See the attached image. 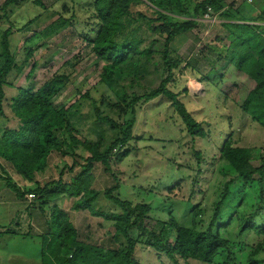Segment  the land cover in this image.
<instances>
[{"label": "rangeland", "instance_id": "1", "mask_svg": "<svg viewBox=\"0 0 264 264\" xmlns=\"http://www.w3.org/2000/svg\"><path fill=\"white\" fill-rule=\"evenodd\" d=\"M4 1L0 0V41L2 33L12 26L9 50L17 68L12 69L3 86L0 129L15 131L21 125L10 110L11 99L17 96L18 90L35 92L58 75H64L66 81L53 99L56 108L68 109L88 94L90 99L97 101L100 112L119 121L114 108L118 100L113 90L100 84L102 63L96 64L91 46L85 41L86 37L88 40L94 37L92 30H97L93 0H40L42 7L29 1L8 12V20L3 18L1 11ZM156 1L168 13L187 19L201 0ZM227 3L234 23H227L223 29L219 17L210 19V22L201 17L194 31L179 36L170 45L173 55L182 63L174 71L173 82L168 87L180 94L179 100L194 120L202 123L207 135L194 140L188 136L169 101L162 96L140 103L136 110L133 139L126 147L113 152L111 172L105 173L100 164L93 166V188L99 193L93 205L103 212H117L103 197V192L118 184L119 189L113 195L132 205L147 206L151 221H168L173 217L182 227L194 226L198 231H205L212 219L214 204L228 184L229 194L213 231H218L229 242L232 264H264V203L258 201L257 176L251 185L244 186L230 166L219 158L218 152L220 145L230 137L234 146L252 150L254 167H259L261 157H264V128L241 111V105L255 83L236 69L228 58L234 51L230 46L233 38L237 35L250 37L257 33V29L264 31V0H254L252 4L243 0H228ZM59 16L70 20L69 24L53 34H44ZM262 39L264 41V34ZM259 40L254 38L252 44ZM260 46L264 48V42ZM122 67H125L122 74L115 72L118 82L113 86L114 90L128 83V78L121 75L130 70L125 64ZM160 81L154 68L149 66L141 83L151 91L159 86ZM185 88L189 89V94L183 93ZM72 122L76 123L79 140L100 143L101 148L113 136L106 124L94 121L92 107L86 101ZM128 148V156L117 161V154ZM76 153L81 158L88 156L82 149ZM72 163V157L52 153L45 171L36 175V181L40 185L57 181L64 165L69 168ZM0 167L21 190L33 188L2 160ZM78 172V166L72 172L65 170L62 180L69 182ZM2 173L0 170V175L6 177ZM73 202L74 199L61 196L52 205L67 211L80 231L90 227L91 241L102 243L104 247L111 246L108 239L113 232L112 224L92 218L88 212H73ZM37 206L34 197L26 195L23 200H18L0 179V264H40L39 236L45 234L49 208L44 206L45 213L41 214ZM195 212L200 215L193 220ZM228 221L226 228L217 227ZM249 223L254 224L259 232L242 229ZM3 231H16L19 235L1 234ZM26 234L29 236H22ZM132 236L137 243L133 254L136 261L141 264H175L165 255L147 248L143 239L137 238V232L133 231ZM259 247L260 251L255 254ZM225 257V253L215 257L212 264H222ZM176 264L204 263L178 259Z\"/></svg>", "mask_w": 264, "mask_h": 264}, {"label": "trees", "instance_id": "2", "mask_svg": "<svg viewBox=\"0 0 264 264\" xmlns=\"http://www.w3.org/2000/svg\"><path fill=\"white\" fill-rule=\"evenodd\" d=\"M29 1L36 6H43L40 0H5L1 6L3 18L7 19L8 12ZM227 1L201 0L195 4L191 16L185 19L168 13L156 0H93L92 9L96 19L94 25L97 30H92L94 37L89 40L86 37L85 41L91 46L90 51L96 58V64L102 63L100 84L113 90L118 100L114 108L117 109L119 121L100 112L97 101L90 99L88 94L80 97L83 101H77L68 109L56 108L52 102L64 87V75L52 77L35 92L18 90L17 96L11 99L10 110L21 125L15 131L0 129V160L10 165L15 174L33 188L21 190L1 167L0 170L6 177L0 175V179L5 181L6 187L18 200L32 194L41 214L45 213L44 206L49 208L45 234L39 236L40 264H141L133 258L137 245L132 236L133 231L137 232V238L143 239L147 248L165 255L175 264L178 259L212 264L215 257L224 253L226 257L222 264H232L229 242L218 231H213L229 194L228 184L214 204L208 228L198 231L194 226H180L173 217H169L168 221H151L147 216L150 212L147 206L132 205L113 195L119 189L118 184L103 192V197L112 203L117 212H103L93 205L99 193L93 188L94 178L91 174L94 164H100L105 173L111 172L110 159L113 152L126 147L133 139L137 106L160 96L169 101L188 136L194 140L203 139L207 135L202 123L196 122L179 100L180 94L168 87L173 82L174 71L182 63L173 55L170 45L175 39L194 31L198 25L197 19L203 17L207 9L221 18L231 19L233 16L229 12L230 5ZM69 22L70 20L59 16L44 34H53ZM257 30L250 37L237 35L233 38L230 46L234 51L228 58L236 69L255 83L241 105V111L264 128V48L260 46L264 42V31ZM11 31L12 26L2 33L0 41V115L5 80L12 69L17 68L9 50ZM257 37L260 40L252 44ZM124 64L130 71L121 77L128 78V83L121 84L118 90H114L113 86L118 82L115 72L122 74ZM149 66L161 78L159 86L151 91L141 83L144 75L148 74ZM129 90L132 92L128 93ZM84 101L92 107L94 121L106 124L113 132L110 142L104 148L100 147V143L81 141L76 137L78 130L72 118L79 112ZM226 139L218 150L219 158L230 166L244 186L251 185L254 176H257L258 201L264 203V157H261V165L254 167L251 163L252 150L236 147L230 137ZM79 149L88 153V156L81 158L76 153ZM129 152V148L125 149L115 159L120 162ZM52 153L72 157V166L68 168L64 165L57 181L40 185L36 181V175L45 171ZM77 166L79 172L69 182H64L62 177L65 170L72 172ZM61 196L74 199L71 207L73 212H88L92 218L111 223L113 232L108 239L111 246L104 247L102 243L91 241L90 227L86 226L82 228L84 232L80 231L67 211L52 205ZM199 215V212H195L193 220ZM228 224L229 221L217 227L226 228ZM242 229L259 232L252 223L246 224ZM6 233L19 235L16 231H3L1 234ZM22 236L28 237L29 234ZM259 251L260 247L255 254Z\"/></svg>", "mask_w": 264, "mask_h": 264}, {"label": "built area", "instance_id": "3", "mask_svg": "<svg viewBox=\"0 0 264 264\" xmlns=\"http://www.w3.org/2000/svg\"><path fill=\"white\" fill-rule=\"evenodd\" d=\"M243 1L246 2L247 4H252L254 0H243ZM212 15L213 14H212L211 9H207V12L203 15V20L210 22V19L213 18ZM213 22H214V19H213ZM27 197L33 198V195L29 194Z\"/></svg>", "mask_w": 264, "mask_h": 264}, {"label": "crops", "instance_id": "4", "mask_svg": "<svg viewBox=\"0 0 264 264\" xmlns=\"http://www.w3.org/2000/svg\"><path fill=\"white\" fill-rule=\"evenodd\" d=\"M213 16H214V17H213ZM212 17L215 18V19H217V17H219V15H218V14H213ZM223 19H224V18L219 17V20L222 22V23H221V26H222L223 29L225 28L224 25H226L227 23H229V22H230V23H234V21H233L232 19L229 20V21H227V20H223ZM198 20H199V19H197V23H198V25H199ZM207 22H209V21H207ZM198 25H197V27H198ZM197 27H196V28H197ZM254 27H255V26H254ZM184 35H185V34H184ZM184 35H183V36H184ZM185 89H186V88H185ZM183 93H184V94H189L190 91H189V89H186V92L184 91Z\"/></svg>", "mask_w": 264, "mask_h": 264}]
</instances>
